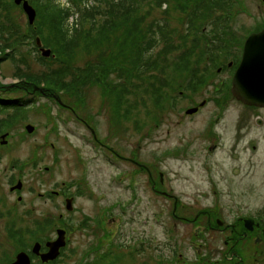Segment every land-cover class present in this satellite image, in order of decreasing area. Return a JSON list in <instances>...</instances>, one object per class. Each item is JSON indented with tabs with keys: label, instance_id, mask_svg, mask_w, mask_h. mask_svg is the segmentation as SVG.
<instances>
[{
	"label": "rangeland",
	"instance_id": "rangeland-1",
	"mask_svg": "<svg viewBox=\"0 0 264 264\" xmlns=\"http://www.w3.org/2000/svg\"><path fill=\"white\" fill-rule=\"evenodd\" d=\"M1 1L3 5H9L3 11L0 10V23L6 24L0 26L6 29L4 36L0 34V48L16 38L22 39L14 47L5 48V54L11 51L13 55L10 60L0 64V104L21 99L34 100L35 104L28 106L15 119L14 110L0 111V134H8L5 139L7 146L0 147V194L4 198H13L9 195V181L16 176L20 178L24 184L20 195L25 194L27 201H35V205H31L34 214L30 219L20 222L16 218L15 224L21 230L28 225L34 231L32 225L40 216H46L44 223L48 226H51V222L47 216L52 217L54 228H49L48 236L46 231L41 233L44 238L51 239V233L55 234V228L58 227L57 223H61L59 215H66L67 212L63 202L59 207L55 198L53 203L44 204L36 193L40 190L61 189L71 180L85 189L76 203L73 201L74 208L70 214L75 225L82 223V215L88 219V225L78 229L70 247L54 264H87L99 258L101 250H104L103 254L108 251L104 245L107 239L100 236L96 228L90 229V224L97 226V211L104 203H130L126 209L134 212L126 226L119 223L116 228L118 234L113 233V239L121 241L123 245L128 244V249L135 246L143 256L137 257L135 253L134 259L127 258L124 254H128L129 250L120 249L119 264H147L145 259L148 252L154 253V261H157L158 254L155 251L170 234L168 227L174 221L177 223L174 234L179 241L185 242L188 238L189 242L190 235L199 232L198 243L201 246L197 249L199 254L192 256L195 261L202 258L206 264H213L209 251L217 253L214 262L219 260L218 250H221L222 240L227 233H215L207 229L209 217L213 224V215L209 210L212 209L218 215L224 228H229V224L238 216L259 214L264 217V109L253 112L243 110L244 104L235 100L221 105L216 98L204 99L223 88L220 78L215 74L211 80L213 82L204 83L201 88L193 86L203 77L205 65L204 62L198 65L197 58L203 59L213 45H221L220 39H216L220 36H213L209 32L210 27L242 29L250 27L253 17H260L264 21V0H219L210 10L209 17L197 23L193 22L190 13H183L174 3L155 8L151 17L141 18L133 25L132 32L144 30L154 20L166 21L167 28L172 31L166 42L154 48V56H157V52L161 53L160 61L163 64L162 70H149V75L156 76V80H149L146 71H142L143 76L137 78L133 73V76L128 74L121 77L117 71L108 74L104 81L101 78L95 80L92 72V77L86 83H77L78 92H58L43 84L38 86L16 78L15 75L20 73L39 76L53 70L59 71L66 66V61L59 53L60 62H52L47 58L43 60L42 57L47 56H41L40 50H36L34 38L27 31V17L21 7H16L13 0ZM28 1L33 9L40 8V0ZM59 3L65 8L68 6L66 0H59ZM222 12L235 15L236 20L233 23L231 20L230 25V20L224 24L226 16H222ZM75 20L76 17L72 16L66 23L70 25ZM83 28H89V25L85 24ZM132 32L129 34L133 41L141 40ZM9 34L15 35L10 42L6 39ZM37 37L40 39L39 35ZM125 37L126 31H117L110 39L108 49H113L117 40ZM195 45L202 50L195 51L197 58H188L186 62H191L189 69L195 74L193 83H189L192 75L188 68L179 69L173 76L170 67L166 66L179 61L188 53V48ZM81 46L75 50L72 67L82 68L90 62L96 64L99 54H84ZM231 50L235 51V48L231 47ZM108 55L109 52L104 56ZM70 78L63 82H71ZM155 88L165 92L167 98L158 108L151 103V91ZM180 92L184 94L181 96ZM171 98L175 103L173 109L168 107ZM196 105L202 107L198 114L184 115V109ZM220 111L221 119L214 127V135L221 137L222 145L211 155L208 147L218 139L207 135L205 128L209 131L210 122L218 117ZM240 114L242 122L239 124ZM255 116L262 118V126L254 124ZM8 120L11 122L9 125ZM30 125L35 129L28 134L26 129ZM51 130H58L57 135ZM20 137H23L22 141H19ZM37 158L38 166L33 169L32 162ZM47 166H51V174L48 175L44 173ZM19 171H24V174H18ZM159 173H162L161 185L157 184ZM154 187L170 189L171 197L160 196L152 190ZM174 198L178 199L181 206L173 213ZM6 205L8 210L7 201ZM19 206L18 210L22 211L23 207ZM158 214L164 218L162 225H157L153 219ZM172 214L189 217L191 225L178 221ZM118 217L114 215L111 221L107 220L106 229L111 233L109 222L114 224ZM8 220L13 225L14 218ZM231 230L235 234L236 230L243 229L236 225ZM21 232L18 230L19 237L14 240L7 232V225L6 232L4 225L0 227V264H8L18 249L29 250L35 242L27 235L20 237ZM249 232H243L247 241L246 264H264V236L257 231L252 234ZM35 234L40 235L39 232ZM194 245L197 243L191 246ZM174 246L168 242L166 250H172ZM259 253L262 254L261 258L257 257ZM228 257H231L230 254Z\"/></svg>",
	"mask_w": 264,
	"mask_h": 264
},
{
	"label": "trees",
	"instance_id": "trees-1",
	"mask_svg": "<svg viewBox=\"0 0 264 264\" xmlns=\"http://www.w3.org/2000/svg\"><path fill=\"white\" fill-rule=\"evenodd\" d=\"M40 8L37 7V20L36 27H27L28 33L32 38L40 36L41 43L46 48H51L55 53L56 61L58 59V53L63 60L66 61V66L59 69V71H48L39 76H32L28 73H20L15 75L18 79L25 82L42 85L49 87L50 89L58 92H78L77 83L82 85L92 77V72L95 80L101 78L104 81L108 74L116 73L119 71L121 77H126L131 73L135 74V77L143 76L142 71L148 73L149 80H156V76L149 75L151 69H163L162 61H160L161 53L157 52V56H154V48L160 46L166 42L167 38L171 34V30L167 28L166 21L154 20L147 24L144 30L132 32L133 25L138 22L139 19H148L152 16L153 10L162 6V4L169 5L174 3L183 13H190L194 23L198 21L204 22L207 19L210 6L214 3H218L219 0H91L93 2L92 7L87 6L88 0H67L73 9L71 14L79 13V21L81 24L80 29L75 28V24L68 26L66 20L69 16V9L61 7L59 0H40ZM9 4L3 5L0 0V10L4 9ZM7 10V9H6ZM3 11V10H2ZM85 24L89 25V28H83ZM0 26H6L5 23H0ZM0 27V34L4 36L6 29ZM119 30L126 31L127 37L117 40V43L113 46V49H108L107 45L115 33ZM129 32H132L134 36H138L141 40L133 41V37ZM15 35L9 34L6 39L10 42L11 38ZM26 36V35H25ZM31 38V39H32ZM20 38H16L10 43H6L5 46L0 48V54L4 53L5 48H12L21 41ZM33 39V44L36 46V42ZM4 40V39H3ZM82 42V43H81ZM198 43V42H197ZM82 44V51L84 54H99L96 58L97 63L91 64V62L82 68H75V72L72 75L68 69L71 68V60L74 57L75 50ZM199 44V43H198ZM192 50V53H191ZM202 50L199 46L195 45L193 48H188V53L180 58L179 61L170 64L173 76L177 74L178 70L188 68L189 74L192 75L189 78V83H193L194 73L190 72L188 58H192L195 55V51ZM173 51V50H169ZM106 52V53H104ZM109 52V55H104ZM101 54V55H100ZM205 54V52H204ZM11 54H1V60H10ZM51 59V58H50ZM204 59V58H203ZM74 61V59H73ZM198 65L201 58H197ZM165 67V68H166ZM73 78H70L69 75ZM133 76V75H132ZM130 76V77H132ZM70 78L71 82H63V80ZM144 81V78L141 77ZM156 81L153 82L155 84ZM203 79H199L193 84L194 88L203 85ZM154 86V85H153ZM33 90V88H31ZM30 89V90H31ZM42 90V89H41ZM150 90V89H149ZM34 91V90H33ZM165 92L159 89H153L151 91V103L154 107H161L162 103L166 100ZM20 104V105H19ZM34 100H18L12 103L0 104V109L5 112L8 109L14 110L13 119L19 116V113L26 110L30 105H34ZM9 125V120L7 121ZM158 184V182H157ZM110 210V208H109ZM44 226L41 224L36 225L35 230L31 231L29 228L20 229L23 235H33L35 232H39L40 235ZM17 237L16 234H13ZM140 253L137 248H134L132 252L127 255L132 258L131 255ZM110 257V253L102 255L101 258H95L93 261L87 264H103ZM120 259V258H119ZM99 261V262H98ZM114 261V260H113ZM112 262V259L108 264ZM85 264V263H82Z\"/></svg>",
	"mask_w": 264,
	"mask_h": 264
},
{
	"label": "flooded vegetation",
	"instance_id": "flooded-vegetation-1",
	"mask_svg": "<svg viewBox=\"0 0 264 264\" xmlns=\"http://www.w3.org/2000/svg\"><path fill=\"white\" fill-rule=\"evenodd\" d=\"M222 16H226L225 19L223 20V23L226 24L228 22V20H230L229 25L231 23L232 18H236L235 15L231 16L229 15L228 12H225L222 14ZM221 16V17H222ZM233 23V21H232ZM263 26H264V21H262V18L260 17H253L252 18V23L250 25V27L244 28L242 27V29H238V28H218V27H214V28H210L209 32H212L213 36H220V38H216L217 40L222 39L226 42H228V48H220V49H212L210 52H208L209 57L208 59L211 61V63H207L205 64V66L202 69V73H203V77L200 78L203 79V83H211L213 81V74H215L216 76H218L220 78V83L222 84L221 87H223L222 89L220 88V90L217 93H214V95H210L207 96L206 100L208 99H212V98H216L219 100V103L221 105H224L227 102H232V100H234V98H232L231 94H228V92L226 91V86L225 84H228L231 82L234 72L237 69L240 60L242 58V53H243V46H244V42L245 40L252 35H256L259 34L262 30H263ZM231 35H236V36H231L229 35V33ZM231 32H235V33H231ZM239 35V36H238ZM231 47L235 48V51L231 50ZM184 93L180 92V95L182 96ZM190 95H193V93H190ZM180 98H184V97H180ZM192 98V97H190ZM232 98V99H231ZM210 99V100H211ZM236 101V100H235ZM204 103V102H202ZM239 103V102H237ZM201 104V103H200ZM199 104V105H200ZM240 104V103H239ZM206 105V103H205ZM242 105V104H241ZM243 106V110H247V111H253V112H258L262 109L260 108H255V107H246L244 105ZM196 107L199 106H195L194 108L189 107L184 109V115L185 116H192L194 114H198L202 107H199L194 113H187V111L189 110H193L196 109ZM222 111H220L218 117L213 120V123H217L218 122V118L221 115ZM239 118L241 119V121H239L238 123L240 124L242 122V115L240 114ZM260 119L261 123H263V120L261 117L259 116H255L254 118V124L256 125L257 120ZM210 122V121H209ZM208 122V124H209ZM206 130V134L213 136L215 138H217L218 140H216L215 142L212 143V145H210L208 147V152L210 154H214L216 152V150L220 149L221 145H220V141H221V137L219 135H214L212 133H210V131ZM98 143L100 141L96 140ZM148 176L150 177L151 175L148 174ZM162 173H159L158 176V185L162 184ZM20 181V178H18L17 176L13 179H11L9 181V195L13 196V198H4V196L2 194H0V227L6 228V222H7V218H10L11 214L13 216H15L16 218H22L21 213H16L13 212V207L16 205L15 204V200H17L18 197H21L20 192L19 191H11L10 188L13 187L14 185H16L18 182ZM71 183V184H70ZM70 183L63 185V187L61 189H51V190H41L39 192L36 193L37 197H39L42 202L44 204H48V203H53L54 199L56 198L59 207L60 204H64V202H66V200H68L69 198H72V200L74 201V203H76V200L78 198H80L79 196L82 195V187H80L79 185H76L75 181H70ZM22 184V188H23ZM1 186V183H0ZM153 191H155L157 194H159L162 197H171V193H170V189H164L162 187H157V188H152ZM81 191V192H80ZM6 201L8 203V207L6 210ZM22 204V197L20 200V203ZM31 205H35V201H27V199H25V207L26 210L30 212L31 217L34 214V208L31 207ZM115 205H118L121 207V210L118 212L119 213V219L114 221V224H112V222H109V226L111 227L112 233L111 231H108L106 229V223L107 220L111 221L112 218L109 219H105L104 216L105 214H103L102 216H99V219L96 221L97 226H91L90 224V229H97V233L102 236L105 237L104 239H107V243L104 244L106 247V250L108 249V251L105 252L106 253H110V255H118V250L121 247L118 243H116L115 239H113V233L114 234H118V230L116 229L117 226L120 223V218L122 217L124 220L122 221V225L126 226L128 222H130V215L131 218H133L134 212L133 210H128V209H124L123 207H129L127 203L124 204H120L117 201L115 202ZM181 205H179L178 203V199L174 198L173 201V213L177 210L178 207H180ZM209 210V209H207ZM209 212H212L213 215V224H211V219L210 217L207 220V229L214 231L215 233H227V235L225 236V239L222 240L224 241V243L222 244L221 250H218V254H219V260H217L216 262H214L215 257L217 255V253H212L211 251H209L210 255H211V259L214 263L218 262H222V264H231L233 259L234 263L232 264H246V258H245V250L247 247V241H246V236L243 235V232L245 231V227H244V220L246 218H252L254 220V224L253 227L254 229L252 231H250L249 233H256L260 232V234L262 236H264V217L262 215H253V216H238L236 217V219L233 221V223L229 224V228H224V224L223 221L220 220L219 218H217V214L213 212V210H209ZM173 215V214H172ZM181 215V214H180ZM174 216L173 217L175 219H177L178 221H182L187 225H191L190 223V218L187 216ZM83 216V220L82 223H78V225H75V221L72 219V215L70 213H67L66 215L60 216L59 215V220H60V224L58 223V228L60 229H64L66 232V248H69L71 243H72V239L73 236L75 235V233L78 231L79 228H82V226L88 225V219ZM46 216H40V218L38 220H36L34 222V224L32 225V229L35 230L36 225L41 224L42 226H44L42 229L46 231V236H48L49 232V228H54V218L47 216V218L49 219V221L51 222V226H48L44 223ZM154 221L156 222L157 225H162V221L164 220V218L158 214L153 216ZM183 219V220H181ZM193 220V219H192ZM2 221H4V223H2ZM217 221L221 222V224H218ZM60 225V226H59ZM101 225H103V228H101ZM176 225L177 223L174 221V223L172 224L171 227H168V230L170 231V234L168 235V237L164 240L161 241L160 244L162 245L161 247H158V249L155 251V253H157L158 255V260L154 261L153 258V254L151 252H148L147 257L145 259V262L147 264H206L205 261H202V258H199L197 261H195V259L192 257L193 255H198V247L201 246L199 242V232L196 231L193 235H190V241L188 242V238H186L185 242L179 241L178 237L175 236V231H176ZM238 225L239 227H241L243 230L242 231H235V234H232L231 229H233L234 226ZM228 226V225H227ZM10 234H16L17 237H19V233L16 232L15 228L13 227V225H11L10 227ZM27 228H29L31 230V227L27 225ZM113 228L115 229V232L113 230ZM56 230V228H55ZM168 231V232H169ZM52 238L51 239H47L44 237H41L40 235L37 234H33L30 236V238L34 239L35 241H43L44 243H47L54 238V234L51 233ZM1 236V235H0ZM117 238V236H116ZM261 239V238H258ZM256 240V239H255ZM168 242L174 244L175 246L172 248V250L170 248H168L166 250L167 244ZM1 243V241H0ZM197 243V245L191 246L193 244ZM223 247L225 248V250H223ZM210 250V247H209ZM42 252L46 251V249L42 250ZM138 251H140L138 249ZM104 250L100 251V256L99 258H101L103 254ZM262 253V250H261ZM259 253V255L257 257H262V254ZM142 252L138 253L139 257H142L143 255H141ZM228 254H230L231 257H228ZM252 254L255 255V251L252 250ZM115 255L112 256V258L115 257ZM256 256V255H255ZM144 259V258H143ZM142 259V260H143ZM150 259V260H148ZM224 262H223V261ZM13 261V260H12ZM11 261V262H12ZM151 261V263H150ZM143 262V263H145ZM50 264H54L53 262Z\"/></svg>",
	"mask_w": 264,
	"mask_h": 264
},
{
	"label": "water",
	"instance_id": "water-1",
	"mask_svg": "<svg viewBox=\"0 0 264 264\" xmlns=\"http://www.w3.org/2000/svg\"><path fill=\"white\" fill-rule=\"evenodd\" d=\"M14 2L17 5L21 4L22 9L28 16L29 24H33L36 12L28 1L14 0ZM36 44L44 56L49 55L50 51L42 49V45L38 38L36 39ZM247 66H250L249 70H245ZM230 92L236 100L244 105L264 108V28L262 32L250 36L246 41L243 59L231 82ZM196 110L197 109L189 110L187 113H194ZM256 124L258 126L262 125L260 119L257 120ZM27 130L31 132L32 128L27 127ZM3 138L4 137H2V139ZM14 188L20 189V184ZM66 208L68 211L72 210L71 201L67 202ZM217 223L221 224L219 221H217ZM252 224L253 220L247 219L245 221V228L249 231L252 230ZM64 245V231L57 230V238L46 244L48 248L46 253H39V244L33 246L32 253L37 255L42 262L47 263L54 260L59 255V251ZM11 264H30V261L25 253H19L15 261Z\"/></svg>",
	"mask_w": 264,
	"mask_h": 264
}]
</instances>
